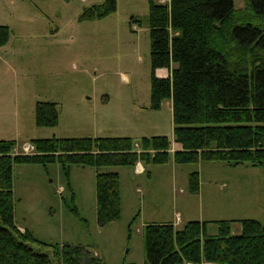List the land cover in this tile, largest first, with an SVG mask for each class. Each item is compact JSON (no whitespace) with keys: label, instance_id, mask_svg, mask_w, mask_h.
Listing matches in <instances>:
<instances>
[{"label":"rangeland","instance_id":"374dc122","mask_svg":"<svg viewBox=\"0 0 264 264\" xmlns=\"http://www.w3.org/2000/svg\"><path fill=\"white\" fill-rule=\"evenodd\" d=\"M102 1L0 0V24L9 28L0 45V139H14V153L34 152V146L30 152L22 147L37 137L129 135L137 140L156 133L172 138L171 101L149 108L147 0H115V10L104 17L79 19L84 7ZM233 3L244 5L243 0ZM155 74L166 76L168 70ZM39 100L57 103V125H35ZM104 100L107 109H98ZM135 164L100 168L118 170L121 195L119 218L100 226L93 166L72 164L66 179L56 163H15V223L46 243L85 245L106 264H144L147 223L179 228L188 220H207V232L214 234L213 220L228 219L236 234L240 219H264L263 166L176 163L172 156L165 163L143 164L145 170ZM194 170L196 192L189 189Z\"/></svg>","mask_w":264,"mask_h":264},{"label":"trees","instance_id":"16d2710c","mask_svg":"<svg viewBox=\"0 0 264 264\" xmlns=\"http://www.w3.org/2000/svg\"><path fill=\"white\" fill-rule=\"evenodd\" d=\"M147 0L149 28V108L171 100L172 138L141 136H48L30 139L32 153H14V139H0V264H106L85 245L46 243L14 220L13 165L56 163L69 177L72 164L95 168L96 221L103 226L120 216L116 170L103 166L222 161L264 168V0ZM116 8L104 0L82 9L79 19L101 18ZM9 28L0 24V45ZM172 64L174 66L172 67ZM157 68L168 75L157 76ZM36 126L58 123L57 103L39 100ZM172 142L178 149L171 151ZM136 143V144H135ZM68 183V182H67ZM189 189L198 191V171L189 173ZM75 209V208H70ZM230 232L228 219L188 220L143 226L144 264H264V219H240ZM135 264V263H118Z\"/></svg>","mask_w":264,"mask_h":264},{"label":"crops","instance_id":"0c3cea01","mask_svg":"<svg viewBox=\"0 0 264 264\" xmlns=\"http://www.w3.org/2000/svg\"><path fill=\"white\" fill-rule=\"evenodd\" d=\"M161 69H163V68H157L156 69V71H160ZM161 76H165V75H163V74H161ZM88 100L90 101V98H88ZM170 100V99H169ZM171 101V100H170ZM96 103V102H95ZM107 104H108V102L107 101H102L101 102V106H98V109H102V110H104V108L105 109H107ZM169 105H171V102H170V104ZM96 107H97V105H96ZM171 107V106H170ZM156 133H151L150 135H155ZM149 135V136H150ZM129 136V135H128ZM142 136H147V135H142ZM176 147H178V145L176 144V143H174V142H172V148L173 149H175ZM172 151V150H171ZM137 164H140L142 167H143V169L145 170V166L143 165V163L142 162H140V161H137ZM136 165V164H135ZM135 165H133V167H135ZM116 171L118 172V170L116 169ZM137 173V172H136ZM17 225V227L20 229V230H23L24 228L22 227V226H20V225H18V224H16Z\"/></svg>","mask_w":264,"mask_h":264},{"label":"built area","instance_id":"2783aa9c","mask_svg":"<svg viewBox=\"0 0 264 264\" xmlns=\"http://www.w3.org/2000/svg\"><path fill=\"white\" fill-rule=\"evenodd\" d=\"M32 148H33V145L31 143H27V144H24V146L22 147V150L30 152ZM138 170H140L139 166H138Z\"/></svg>","mask_w":264,"mask_h":264}]
</instances>
